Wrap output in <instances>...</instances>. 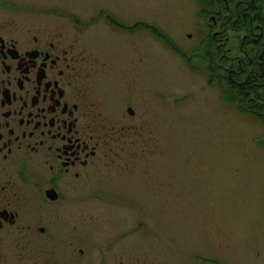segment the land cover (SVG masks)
<instances>
[{"label": "rangeland", "instance_id": "1", "mask_svg": "<svg viewBox=\"0 0 264 264\" xmlns=\"http://www.w3.org/2000/svg\"><path fill=\"white\" fill-rule=\"evenodd\" d=\"M117 2L185 52L205 37L198 0ZM132 48L122 61L101 63L93 78L107 112L119 109L136 126L138 156L130 177L90 184L92 253L101 249L111 262L119 256V264H264V124L225 106L206 73L191 71L153 34Z\"/></svg>", "mask_w": 264, "mask_h": 264}, {"label": "flooded vegetation", "instance_id": "2", "mask_svg": "<svg viewBox=\"0 0 264 264\" xmlns=\"http://www.w3.org/2000/svg\"><path fill=\"white\" fill-rule=\"evenodd\" d=\"M118 4L0 0V264H119L92 253L88 191L134 173L138 133L93 78L152 24Z\"/></svg>", "mask_w": 264, "mask_h": 264}, {"label": "trees", "instance_id": "3", "mask_svg": "<svg viewBox=\"0 0 264 264\" xmlns=\"http://www.w3.org/2000/svg\"><path fill=\"white\" fill-rule=\"evenodd\" d=\"M198 4L206 34L191 53L160 29L151 27V33L191 71L206 73L208 84L219 87L225 106L264 124V0H198ZM231 33L237 40L235 50L229 45Z\"/></svg>", "mask_w": 264, "mask_h": 264}, {"label": "water", "instance_id": "4", "mask_svg": "<svg viewBox=\"0 0 264 264\" xmlns=\"http://www.w3.org/2000/svg\"><path fill=\"white\" fill-rule=\"evenodd\" d=\"M129 113H130L131 115H133V114H134V111H133L132 109H129Z\"/></svg>", "mask_w": 264, "mask_h": 264}]
</instances>
